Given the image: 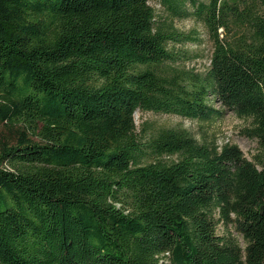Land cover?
I'll return each instance as SVG.
<instances>
[{"label":"trees","instance_id":"1","mask_svg":"<svg viewBox=\"0 0 264 264\" xmlns=\"http://www.w3.org/2000/svg\"><path fill=\"white\" fill-rule=\"evenodd\" d=\"M191 15L205 72L178 64ZM224 110L253 161L134 118ZM0 125V264H264V0H0Z\"/></svg>","mask_w":264,"mask_h":264},{"label":"rangeland","instance_id":"2","mask_svg":"<svg viewBox=\"0 0 264 264\" xmlns=\"http://www.w3.org/2000/svg\"><path fill=\"white\" fill-rule=\"evenodd\" d=\"M207 2L208 0H200ZM150 5L157 11L159 16H167L159 2L150 1ZM191 12L194 9L189 6ZM176 27L182 32L190 34L197 38L196 41H188L177 44L176 49L181 51L182 58L178 64L187 69H194L196 72H205L210 65V59L214 50V41L205 25L195 15L187 18L174 20ZM220 37H226L223 29H219ZM216 108L220 105L215 104ZM137 131L140 132L144 124L150 125V130L161 128L185 129L200 143L216 142L223 146L226 143L237 145L244 156L254 160V156L260 153L261 147L255 139H250L242 135V131L252 126L251 119H243L230 110H224L220 118L209 121L191 120L172 114H163L155 112L137 111L134 115ZM2 126L0 125V132ZM231 233L236 237L242 248L246 244L243 238L236 233L233 227H230ZM219 234H223V226L218 228Z\"/></svg>","mask_w":264,"mask_h":264}]
</instances>
